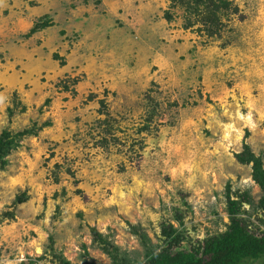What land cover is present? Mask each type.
I'll return each instance as SVG.
<instances>
[{
	"label": "rangeland",
	"instance_id": "rangeland-1",
	"mask_svg": "<svg viewBox=\"0 0 264 264\" xmlns=\"http://www.w3.org/2000/svg\"><path fill=\"white\" fill-rule=\"evenodd\" d=\"M4 136L0 264H145L170 224L191 251L228 188L262 235L264 0H0Z\"/></svg>",
	"mask_w": 264,
	"mask_h": 264
},
{
	"label": "trees",
	"instance_id": "trees-1",
	"mask_svg": "<svg viewBox=\"0 0 264 264\" xmlns=\"http://www.w3.org/2000/svg\"><path fill=\"white\" fill-rule=\"evenodd\" d=\"M5 137L7 136L0 138V164L3 162L6 150L11 146V141H7ZM236 159L242 165H252L253 180L264 193L262 158L253 153L251 146L244 145L243 152L237 154ZM227 198L231 223L226 232L206 238L191 251H178L176 249L183 244L184 236L170 224L168 228L163 229L167 245L160 252H153L145 264H264V232L262 235H257L252 231L250 222L241 215L243 206L251 203L250 198L247 195L233 197L229 188ZM260 206L264 207V197ZM93 232L98 240L104 242L103 237L96 230ZM143 238L145 239L146 236L144 235ZM104 250L115 263L118 262L111 251Z\"/></svg>",
	"mask_w": 264,
	"mask_h": 264
},
{
	"label": "crops",
	"instance_id": "crops-1",
	"mask_svg": "<svg viewBox=\"0 0 264 264\" xmlns=\"http://www.w3.org/2000/svg\"><path fill=\"white\" fill-rule=\"evenodd\" d=\"M34 40V37L31 39ZM48 44L42 43L40 47V44L38 46H35L34 48H29V50H26L23 54L21 53L20 56L25 59V66H27L32 71L39 70V66L34 68V66L39 62V53L40 51H44ZM53 69H56L57 66H55V62L52 63Z\"/></svg>",
	"mask_w": 264,
	"mask_h": 264
}]
</instances>
